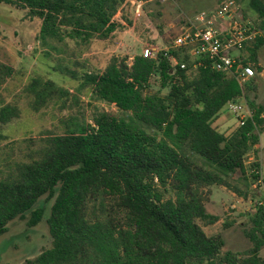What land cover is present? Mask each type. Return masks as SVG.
Returning <instances> with one entry per match:
<instances>
[{
  "label": "trees",
  "instance_id": "trees-1",
  "mask_svg": "<svg viewBox=\"0 0 264 264\" xmlns=\"http://www.w3.org/2000/svg\"><path fill=\"white\" fill-rule=\"evenodd\" d=\"M125 1L0 3L39 19L43 42L69 38L86 43L106 39L123 26L114 16ZM242 1L254 16L250 29L264 33V0ZM134 16L140 12L134 10ZM120 19L131 25L127 14L121 12ZM263 43L256 37L246 61L257 63L255 50ZM196 62L175 49L154 58L135 55L130 64L112 56L103 70L77 77L80 87L130 117L102 111L92 122H72L62 133H49L32 160L17 162L0 176V235L27 212V225H36L43 215L42 208H34L36 202L42 196L52 199L46 218L51 246L24 264H264V205L249 218L252 225L244 234L252 245L242 254L222 253L223 238L207 235L198 223L217 220L206 210L203 191L224 183L225 176L245 174V156L258 142L263 118L260 108L230 134L218 131L213 122L219 111L240 98L244 88L251 89L252 79L243 87L208 60L194 67ZM155 76L158 90L152 92ZM27 90L34 110L66 94L40 77H32ZM19 114L15 104L0 99V126ZM0 138H5L1 132Z\"/></svg>",
  "mask_w": 264,
  "mask_h": 264
},
{
  "label": "rangeland",
  "instance_id": "rangeland-1",
  "mask_svg": "<svg viewBox=\"0 0 264 264\" xmlns=\"http://www.w3.org/2000/svg\"><path fill=\"white\" fill-rule=\"evenodd\" d=\"M222 1L168 0L159 3L147 0L139 7L126 0L121 11L114 16L123 26L106 39L93 38L86 43L69 38L43 42L38 38L39 19H30L24 10L0 3V99L15 104L20 110L17 118L0 126V132L5 135V138H0V176L12 171L17 162L32 160L45 145L49 133H62L71 127L72 122H92L93 117L102 111L128 119L130 113L98 99L88 87H80L77 77L87 71L103 70L112 56L125 58L130 64L133 57L142 54L147 47L172 49L169 47L172 36L188 25L189 18L200 11L216 9ZM234 1L239 17L253 22L254 16L246 4L242 0ZM134 10L139 11L140 16H134ZM121 12L131 19V25L123 23ZM254 35L242 51L246 58L250 57L249 48L253 47L256 37L264 39V33L257 28ZM237 53L233 52V55ZM255 54L257 63L250 60L255 70L251 78L252 88H244L243 95L237 100L247 107L251 115L261 108L263 122L258 142L245 156V174L235 172L225 176L224 183L204 189L206 210L217 220L212 224L198 220L207 235L219 234L223 238L222 253L242 254L249 249L252 243L246 238L244 230L252 225L249 218L260 202L264 205V182H259L254 175L258 169L264 178V43L256 48ZM257 65L261 66V71H257ZM32 77L50 79L66 94L54 97L45 106L34 110L33 97L27 90ZM158 84V77L155 76L152 92L158 90ZM166 91L167 88L161 90L162 93ZM213 126L228 135L239 124L226 104L219 111ZM190 155L198 164L206 166L201 158ZM254 163L258 165L252 166ZM51 203L52 199L45 196L38 199L34 208H42L43 215L34 226L27 225L29 212L8 223L6 231L0 235V264H24L26 259L51 246L52 238L46 223Z\"/></svg>",
  "mask_w": 264,
  "mask_h": 264
},
{
  "label": "built area",
  "instance_id": "built-area-1",
  "mask_svg": "<svg viewBox=\"0 0 264 264\" xmlns=\"http://www.w3.org/2000/svg\"><path fill=\"white\" fill-rule=\"evenodd\" d=\"M130 1L139 7L144 2V0ZM156 1L165 3L168 0ZM255 33L256 30L252 31L248 22L239 17L235 1L224 0L216 9L200 11L193 18H189L188 25L171 38L169 47L184 50L190 54L197 60L194 67L208 60L213 69L235 78L243 86L255 75L252 63L246 61V56L242 54ZM168 50L167 47L158 50L157 47L150 46L145 48L143 53L154 58L159 51L167 54ZM236 51H238L237 55H233ZM170 61L175 62L173 58ZM179 66L185 68L186 64L182 62ZM227 106L229 111L237 117L239 125L244 124L245 120L251 116L247 107L237 99L228 102ZM255 173L258 174L259 182L263 183L264 178L260 171L257 169Z\"/></svg>",
  "mask_w": 264,
  "mask_h": 264
}]
</instances>
